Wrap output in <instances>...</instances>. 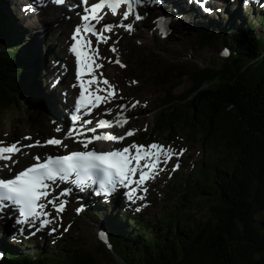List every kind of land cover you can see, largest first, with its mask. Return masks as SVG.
Masks as SVG:
<instances>
[{"label": "trees", "instance_id": "trees-1", "mask_svg": "<svg viewBox=\"0 0 264 264\" xmlns=\"http://www.w3.org/2000/svg\"><path fill=\"white\" fill-rule=\"evenodd\" d=\"M257 19L221 46L228 50L225 56L219 50L221 61L189 71L169 64L151 76L163 101L151 131L137 140L174 142L182 132L209 151L195 171L172 184L182 188L183 200L205 198V217L175 211L165 219L127 216L135 228L115 235L102 228L110 249L101 242L87 246L76 234L22 253L14 251L18 244L0 237V264H117L113 253L122 264H264V235L254 219L264 210V31L256 34L264 17ZM205 32L198 48L213 39ZM8 38L0 13V111L22 108L20 97L31 95L29 71L37 63V51L26 46L19 55V42L8 46ZM183 77L190 86L175 95Z\"/></svg>", "mask_w": 264, "mask_h": 264}, {"label": "rangeland", "instance_id": "rangeland-1", "mask_svg": "<svg viewBox=\"0 0 264 264\" xmlns=\"http://www.w3.org/2000/svg\"><path fill=\"white\" fill-rule=\"evenodd\" d=\"M28 2L36 3L35 0H0L2 22L8 29L9 38L6 42L8 46L19 42V55L23 54L22 50L26 46H30L34 50L33 53L37 51L35 53L37 63L33 62L35 65L29 71L33 84L31 95L20 97L21 109L0 111V141L3 145L19 142L20 148V151L11 157L16 163L13 164L10 161L4 163L7 167L4 166V169L0 170V177L12 175L18 169L33 162L35 156L43 158L55 153V151L46 153L49 147H43L41 144L49 138L63 137L60 145L52 146L58 150L57 152H66L73 148L84 149L66 144L65 140L68 136L66 135L67 113L72 99L77 94V85L73 78L72 65L70 68L69 54H67L69 43L67 36L78 21L71 19L74 15L72 12H67L63 18L57 14L58 10L52 13L51 9L43 16L40 13L37 14L38 12L31 14V10L23 7L28 5ZM227 3L228 6L226 5L223 10V2H214L222 9L214 13L216 15L207 16L208 18L212 16V19L206 18L205 24L209 28L190 23L175 24L173 26L176 28L170 27L174 33L169 38L159 37L148 22L144 21L145 19L142 21L129 19L125 22L133 25L131 31L123 27L112 28L107 41L99 43L100 59L97 60L102 65L100 74L114 86V97L108 104L116 103L118 107L123 103L129 120L123 127H112L111 131L118 135H123L129 129L134 131L133 135L125 137L121 142L112 143L110 147L102 146L100 149L120 148L133 143L132 140L137 139L142 133L151 131L154 116L161 108L163 101V92L151 84V76L154 72L169 64L186 71L210 63L215 64L223 59L219 54L222 45L235 41L234 34L245 30L249 22L257 24V17H264V12L261 16L258 14L262 7L253 6L256 14L252 15L249 8L245 10L241 6L236 7L230 1ZM125 23L116 21L113 25ZM256 29V34L264 31V27L259 25H256ZM205 31H210L213 39L205 47L198 48L197 40L201 34L207 33ZM110 48H115L116 51L113 52ZM65 55H68L69 63L65 61ZM115 59H119L124 67L113 63ZM72 82L75 84L74 90ZM189 86V80L183 77L174 89L175 95L181 94ZM106 87L104 85V88ZM62 102H66V108L58 110ZM134 102L138 103L133 106ZM175 139L176 141L171 143H168L165 137L152 140L164 142L172 147L174 152H179L180 149L184 151L174 155L173 160L164 164L158 174L144 186L146 191L139 192V196L143 199L135 197L134 200L129 201V205L115 203L116 201L112 199L109 202L102 200L91 202L89 198L86 200L78 198L77 204L73 206V198L66 197L68 204L63 212L57 214L50 211L52 224L56 227V232L52 235L46 232L47 236L40 235L30 241L19 234H16L14 238L15 229L8 231V227L5 228L0 223V237H6L17 243L14 251L22 253L40 251L49 239L57 240L58 243L61 239L71 238L76 234L84 244L91 247L100 241L96 235L99 230H103V227L114 235L125 228H135L136 226L127 216L165 219L169 212L175 211L182 217L189 215L194 218L205 217L206 199L192 196L187 201L183 200L182 188L179 186L178 189H174L172 184L181 182L188 172L195 171L197 164L206 159L209 151L199 142H190L182 132ZM37 141L39 145L28 147ZM174 164H178V169L175 171L172 170ZM9 168L11 171L8 170ZM78 208L79 212L76 211ZM137 208L140 210L136 211ZM116 210L124 215L118 214ZM124 217H127L126 221L123 220ZM254 219L258 232L264 235V210L256 213ZM6 230L7 233L4 234ZM55 248L56 246H53L49 251ZM113 258L116 259L117 264H122L114 253Z\"/></svg>", "mask_w": 264, "mask_h": 264}, {"label": "snow or ice", "instance_id": "snow-or-ice-1", "mask_svg": "<svg viewBox=\"0 0 264 264\" xmlns=\"http://www.w3.org/2000/svg\"><path fill=\"white\" fill-rule=\"evenodd\" d=\"M51 2L60 5L65 3V0H51ZM79 2L83 7V12L80 15L81 23L76 25L71 33L72 43L69 51L75 57V79L78 82L80 91L75 99V110L70 116L71 123L66 135L69 137L75 136L78 140L83 138L82 143L86 148L88 143L95 140L122 141L125 137L133 135L134 130L129 129L123 135H114L110 132L97 134V129L110 128L114 124L116 127H123L127 120L120 113L117 114L115 122L101 119L96 122L94 128L85 127L90 125L91 121L87 119L81 121L78 114L81 110L86 109L91 112L93 107H98L100 103L114 97V86L102 75L98 77L94 74L102 65L96 63V60L100 59L99 53L92 49L91 41L85 37L90 34L95 37L97 43H101L108 39L102 33L111 31L113 27H123L131 31L133 25L130 23L122 25L103 23L100 32H97L96 26L92 22L99 23L102 20L101 10L105 8L113 16H119L120 19L127 20L133 14L136 6L142 4L144 0H96L92 3H89V0H79ZM243 2L247 4L258 2V0H243ZM39 3L43 5L45 0H39ZM149 3L159 5L162 0H149ZM261 6L264 7V5ZM121 8L122 11H118ZM203 11L211 12L212 10L203 6ZM135 19L142 20L144 16L137 12ZM163 19L164 17H158L157 23ZM161 34L165 33L162 32ZM110 50L116 51L115 48H110ZM220 54L227 55L228 50L223 49ZM112 62L124 67L119 59ZM101 85L107 87L102 88ZM92 86H95V88L93 89ZM99 92H106V95L102 97L98 94ZM135 103L138 102H134L133 106H135ZM120 107H123V105ZM78 121L79 124H77ZM85 132L91 135L85 137ZM18 144L19 142H14L4 146L3 142L0 141V161H10L15 164L16 161L12 160L11 157L20 151ZM36 144L39 145V142L37 141ZM44 144L56 146L60 145L61 141L56 138H49ZM32 146L34 145H28V147ZM183 151L184 149H180L179 152H174L173 149L165 148L155 142L146 146L133 142L121 149L110 151H72L65 155H49L43 159L35 156L33 157L35 162L28 167L17 172L9 179H0V210L12 206L18 212V224H23L25 221H38L40 227L43 228L50 223V219L48 218L49 214L44 210L45 203H41V200L46 199V203L51 205L57 213H60L64 211L66 205V201L62 197L70 192V189L65 187L53 195L52 189L55 187L56 181L66 182L71 180L81 189H83L86 181H95L99 184V189L94 194H103L106 198L115 192L117 186H123L127 189L124 194L129 201H132L134 197L143 199L138 193L146 191L143 187L145 181L154 178V175L158 174V165L160 163L166 164L169 157L179 155ZM177 167L178 164L174 165L172 170L175 171ZM8 170L11 171L10 168ZM72 177H74V180L71 179ZM50 196L51 198H49ZM139 210V208L136 209V211ZM76 211L79 212L80 209L78 208ZM50 231H55V229ZM99 238L105 240V234L100 232Z\"/></svg>", "mask_w": 264, "mask_h": 264}, {"label": "bare ground", "instance_id": "bare-ground-1", "mask_svg": "<svg viewBox=\"0 0 264 264\" xmlns=\"http://www.w3.org/2000/svg\"><path fill=\"white\" fill-rule=\"evenodd\" d=\"M44 9L45 8H43V10H42L44 12H47V11L50 10V8L49 9H45V10ZM51 9H52V13H54L53 12L54 10H58L59 12H57V14L60 15L62 18H63V15H64V17H65V15H67V12H72L74 15L73 16L71 15L72 16L71 19H74V20L76 19V13L74 11H67V9L62 7V6H59L57 8H51ZM154 9L156 11H158V12L163 13L162 15H164L167 18H169V22L166 24V27L168 29L176 28L175 26H173L175 24L184 25V24H187V23L203 25L204 27L209 28L208 25L205 24L207 22L206 18L208 20L210 18L212 19V16H210L209 18L207 16H203V13L198 9L197 6H194V5L190 6L188 4H184L181 0H177L174 3V6L171 7V8L169 7V5H165V6L154 7ZM40 14H42V16L44 15L43 12H41ZM213 15H216V14H213ZM170 27H172V28H170ZM67 54H69L70 68H71V65L72 66L74 65V60H73L72 55L69 52ZM65 56H66L65 61L69 63L68 55H65ZM72 62H73V64H72ZM66 68L68 70L67 66H66ZM70 68H69V70H70ZM73 89H74V85H73ZM65 103L64 102L60 103L59 104L60 107L58 108V110H60V108L61 109L66 108V104ZM63 105H65V107H63ZM112 149L113 148L102 149V150H112ZM72 203H73V206H75V204H77L76 199H73Z\"/></svg>", "mask_w": 264, "mask_h": 264}, {"label": "water", "instance_id": "water-1", "mask_svg": "<svg viewBox=\"0 0 264 264\" xmlns=\"http://www.w3.org/2000/svg\"><path fill=\"white\" fill-rule=\"evenodd\" d=\"M97 236H98V235H96V237H97ZM98 239H100L99 236H98ZM98 241H99V240H98ZM99 242L103 243L107 249H110V245L108 244L107 240H101V239H100Z\"/></svg>", "mask_w": 264, "mask_h": 264}]
</instances>
